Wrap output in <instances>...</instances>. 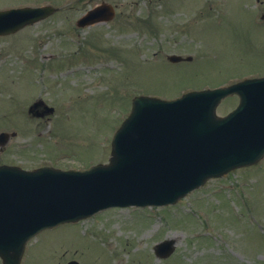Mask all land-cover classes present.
Segmentation results:
<instances>
[{
  "label": "rangeland",
  "instance_id": "obj_1",
  "mask_svg": "<svg viewBox=\"0 0 264 264\" xmlns=\"http://www.w3.org/2000/svg\"><path fill=\"white\" fill-rule=\"evenodd\" d=\"M16 1L23 0L7 3ZM106 1L117 10L111 22L78 28L98 0H76L0 38V133H17L0 147V165L86 171L107 164L134 97L172 100L264 76V0ZM170 55L193 60L171 64ZM39 99L54 112L31 115ZM237 105L226 100L217 113ZM165 240L174 252L159 258L155 249ZM72 260L264 264V160L208 181L174 206L118 208L42 233L22 264Z\"/></svg>",
  "mask_w": 264,
  "mask_h": 264
},
{
  "label": "water",
  "instance_id": "obj_2",
  "mask_svg": "<svg viewBox=\"0 0 264 264\" xmlns=\"http://www.w3.org/2000/svg\"><path fill=\"white\" fill-rule=\"evenodd\" d=\"M49 12H1L0 35ZM102 18L91 12L80 25ZM233 94L240 96L239 107L217 118L216 107ZM1 139L4 144L8 135ZM263 157L264 79L190 93L172 102L136 98L132 114L115 135L109 165L86 172L0 167V257L3 264H20L27 242L45 228L114 206L173 204L209 178L257 164ZM172 245H158L157 254L169 256Z\"/></svg>",
  "mask_w": 264,
  "mask_h": 264
},
{
  "label": "flooded vegetation",
  "instance_id": "obj_3",
  "mask_svg": "<svg viewBox=\"0 0 264 264\" xmlns=\"http://www.w3.org/2000/svg\"><path fill=\"white\" fill-rule=\"evenodd\" d=\"M8 0H0V9H5L8 7H40L42 5L50 3V0H23V1H16L14 3H7ZM68 4V7L72 8V2L65 3Z\"/></svg>",
  "mask_w": 264,
  "mask_h": 264
}]
</instances>
